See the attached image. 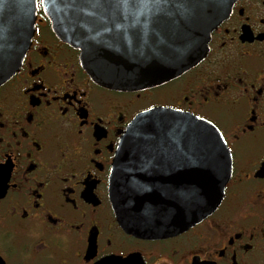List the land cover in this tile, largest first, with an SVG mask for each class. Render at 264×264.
I'll use <instances>...</instances> for the list:
<instances>
[{
	"label": "flooded vegetation",
	"instance_id": "1",
	"mask_svg": "<svg viewBox=\"0 0 264 264\" xmlns=\"http://www.w3.org/2000/svg\"><path fill=\"white\" fill-rule=\"evenodd\" d=\"M156 106L214 123L233 158L221 204L165 237L127 232L110 175L133 118ZM264 0H236L203 60L158 86L96 83L39 0L20 69L0 86V264H264Z\"/></svg>",
	"mask_w": 264,
	"mask_h": 264
},
{
	"label": "water",
	"instance_id": "2",
	"mask_svg": "<svg viewBox=\"0 0 264 264\" xmlns=\"http://www.w3.org/2000/svg\"><path fill=\"white\" fill-rule=\"evenodd\" d=\"M235 1L41 0L90 77L120 91L158 86L196 66ZM38 9L39 0H0V86L23 64ZM232 173V153L214 123L152 107L133 118L120 142L110 175L113 208L127 232L174 235L218 208Z\"/></svg>",
	"mask_w": 264,
	"mask_h": 264
}]
</instances>
